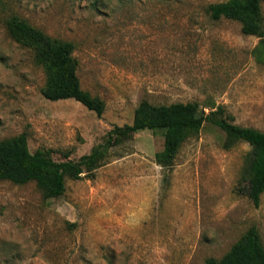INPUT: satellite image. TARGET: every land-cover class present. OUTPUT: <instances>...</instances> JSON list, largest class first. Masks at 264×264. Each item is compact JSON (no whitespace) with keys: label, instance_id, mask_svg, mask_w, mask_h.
<instances>
[{"label":"rangeland","instance_id":"374dc122","mask_svg":"<svg viewBox=\"0 0 264 264\" xmlns=\"http://www.w3.org/2000/svg\"><path fill=\"white\" fill-rule=\"evenodd\" d=\"M225 1L0 0V140L25 133L32 152L77 161L131 124L144 100L222 106L235 124L264 131L260 39L211 17L209 5ZM13 15L75 44L83 90L106 104L101 117L43 96L44 68L10 35ZM181 134L172 167L156 162L164 133L140 131L102 147L106 163L92 178L67 168L58 198L36 182L0 181V264H200L252 227L264 245V194L259 207L245 194L250 145L225 147L210 123Z\"/></svg>","mask_w":264,"mask_h":264},{"label":"trees","instance_id":"16d2710c","mask_svg":"<svg viewBox=\"0 0 264 264\" xmlns=\"http://www.w3.org/2000/svg\"><path fill=\"white\" fill-rule=\"evenodd\" d=\"M208 12L214 20L226 18L239 22L245 35L260 39L255 53L264 54L262 0L213 3L209 5ZM7 27L13 39L31 49L38 64L44 68L46 83L42 94L47 100L55 102L74 99L99 117L104 114V100L83 90L81 86L73 42L51 37L17 15L7 21ZM204 123L215 125L225 132L227 148L240 141L250 145L245 194L255 207H259L264 194V131L235 124L222 106L212 108L207 113L198 102L155 105L144 100L136 108L131 124L115 126L107 133L102 144L94 146L89 154L77 161H56L46 153L32 152L25 133L0 140V181L18 185L36 182L46 198L61 197L66 192L67 168L75 169V179L92 178L96 170L106 163L102 147L121 146L144 130L164 133V148L156 153V162L169 168L173 166L181 148V132L186 128L200 127ZM200 264H264V245L258 229H249L220 259L209 258Z\"/></svg>","mask_w":264,"mask_h":264}]
</instances>
